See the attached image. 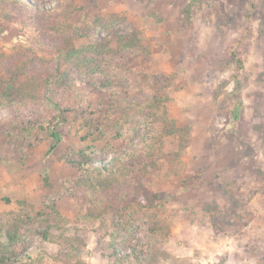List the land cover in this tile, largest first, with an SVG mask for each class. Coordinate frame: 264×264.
Masks as SVG:
<instances>
[{"label":"rangeland","instance_id":"1","mask_svg":"<svg viewBox=\"0 0 264 264\" xmlns=\"http://www.w3.org/2000/svg\"><path fill=\"white\" fill-rule=\"evenodd\" d=\"M25 1L34 15L0 8V81L52 85L71 45L108 31L135 35L149 55L131 52L138 64L127 72L129 55L87 83L52 88L59 112L0 105V264H264V0ZM162 85L163 99L148 104ZM52 118L57 143L37 127ZM143 143L161 170L135 176L164 203L140 207L133 182L115 174L92 196L107 209L87 217L95 178L77 170L79 152L89 147L93 166L132 169L123 152ZM16 214L29 219L10 241L2 230Z\"/></svg>","mask_w":264,"mask_h":264},{"label":"trees","instance_id":"2","mask_svg":"<svg viewBox=\"0 0 264 264\" xmlns=\"http://www.w3.org/2000/svg\"><path fill=\"white\" fill-rule=\"evenodd\" d=\"M6 1V2H5ZM12 6L13 8H19L21 6H25V8L28 10L29 16H32L37 12V7L34 8L32 5H30L25 0H4L2 3L0 2V8L5 10L6 6ZM61 9V6H60ZM112 21L102 20L101 18L96 19L95 24L102 29H109L111 26ZM34 30L37 29L36 26L33 28ZM108 36L105 37H96V42L94 44L89 45L88 47L84 49H80L78 51L74 50L72 48L67 49L66 54L61 62H58V76L52 83V85H48L47 81L39 82L38 80L32 81V82H26L20 79H15L17 77H13V79H7V80H1L0 81V105L1 106H19L21 103L25 104V101L36 104V103H45L47 105H52L55 109L60 111L57 107V104H53L51 100V95L53 93V90L56 89H72L74 87V84L76 82V79H80L81 76H83V80L89 81V75L100 73H105V69L109 68L114 61L122 59L127 57L126 55H129V58H126V63L123 64L124 71H128L127 68H129L132 65L138 64L137 61L134 59L135 56L131 55V52H135L137 54V57H142L145 59L146 56H148V51L143 48V46L140 44L139 39L130 33L120 34V33H113L112 31H108ZM36 42L39 46L42 47H51V49L55 51H61V48H59L55 44H46L39 38H36ZM111 44L116 45L115 48H111ZM134 54V53H133ZM240 63V61H238ZM91 73V74H90ZM36 79V78H34ZM102 87H111L113 86L109 82H104L102 84ZM164 87L162 85L161 89L156 90L152 96H149L146 99L147 103L148 101H151L148 104H151L153 102L161 101L162 94H164ZM53 88V90H52ZM137 99V100H136ZM139 98H135L136 103H140ZM129 103L133 102V100H127ZM120 100H113V101H106L105 104H103V108L101 110H97L98 113H103L106 111L105 105L107 109H110V107H114L116 103H119ZM239 104L236 103L232 112L231 120L235 121L238 118L239 115ZM146 106L143 107V111L146 110ZM57 116V115H56ZM54 116L55 118H57ZM55 118L49 119L44 124H38L37 127L39 130H45L49 131L50 129V136L52 139L55 140V142H59V134L57 130L54 128V125L56 124ZM54 119V120H53ZM57 120V119H56ZM55 123V124H54ZM90 124V122H89ZM91 125V124H90ZM51 126V127H50ZM56 127V126H55ZM176 128L171 125V129H167V126L165 129L160 130L161 134L171 135L174 133ZM31 130V129H30ZM34 128L32 129V131ZM145 143L139 145L135 148H130L129 150L123 152L124 155H122L123 160L122 161H132V169H128L125 166H117L116 170L108 169L106 166H93V159L91 158L90 154L86 153L85 150H88L89 147H85L84 150L80 151L78 154V157L80 159H77L75 161V164L77 165V170L79 173L82 174V178L84 180H88L90 178H95V182L91 180L89 182V185L84 191V197H85V203H87L86 206V212L88 209V214H85L87 217H93V213L100 212L99 210H102V208L107 209L106 206L102 205V202L100 200H95V198H92L95 193V190L98 188V186L103 188V185L108 182V178L111 176H114L116 174V178L119 176L120 179L129 180L132 181L135 186V192L134 194L138 197L136 202L140 203V207L144 208H155L159 206L161 203H164L163 199L158 198V194L151 192L147 190L146 188V182L143 180H140L135 175H141L145 177L146 175H153L156 172L160 171L161 168H158V165L156 161L158 158L148 159L152 158L150 155L147 154V147L144 146ZM147 146L149 147L148 143ZM55 146H52L50 148L53 149ZM74 166V162H71ZM91 164V165H90ZM94 167L95 171H93ZM93 171V172H92ZM91 172V173H89ZM151 174H147V173ZM100 173H106L105 177L100 176ZM98 177V178H96ZM110 181V180H109ZM134 198V197H133ZM122 201V200H121ZM155 201V202H154ZM90 205V206H89ZM127 208H129L131 211L132 207L131 205H126ZM41 216H46V214H41ZM27 218L25 221L22 219V216L20 214H16V217H14L13 220H11V225L9 229H6L5 231L2 230V233L4 236L7 237L8 240L14 241L16 238L21 234L24 225L27 223ZM1 233V230H0ZM42 236L46 238L48 236V233H42ZM125 255V259L129 260L131 257V254H123ZM0 261L4 263L6 261V258L1 257Z\"/></svg>","mask_w":264,"mask_h":264}]
</instances>
